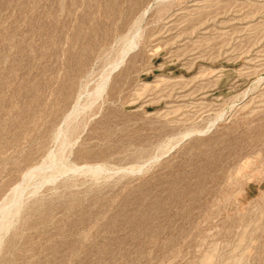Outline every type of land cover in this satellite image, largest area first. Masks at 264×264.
I'll return each instance as SVG.
<instances>
[{
	"label": "rangeland",
	"instance_id": "374dc122",
	"mask_svg": "<svg viewBox=\"0 0 264 264\" xmlns=\"http://www.w3.org/2000/svg\"><path fill=\"white\" fill-rule=\"evenodd\" d=\"M59 130L0 264H264V0H0V205Z\"/></svg>",
	"mask_w": 264,
	"mask_h": 264
},
{
	"label": "bare ground",
	"instance_id": "6f19581e",
	"mask_svg": "<svg viewBox=\"0 0 264 264\" xmlns=\"http://www.w3.org/2000/svg\"><path fill=\"white\" fill-rule=\"evenodd\" d=\"M135 34L128 41L126 48L124 47L125 49L120 52L118 61L115 64H118L119 62H121L123 60V58L126 56L125 55L126 52L129 51V49H131V47L134 45ZM107 79H108V75L103 76V78L100 80L97 87L93 91V97H95V98L99 97L101 95V93H103L105 86H106V83H107ZM81 107H82V105H81ZM78 112H79V107H75L74 110H72V112L68 116L66 115L67 119H70L69 116L71 114H78ZM64 124H65V122H64ZM213 125H214L213 122L210 123L204 130L205 131L209 130ZM56 137L60 138L59 140H61L59 151L55 152V153H52V152L48 153L47 152L48 154H47L45 160H41V163L39 165L34 166V167L26 170L24 175H22L21 182H18V184L13 189H11L10 195L7 196L8 198L5 201H3V203L0 205V244H1V241L3 238V235H6L8 230L13 225V220L15 218H17V216L22 211L23 193L25 192V190L27 189V187L29 186L30 183H33V185H34L32 187L31 192H30V195H33L36 193L39 185H42L45 182L47 183L49 181H53L56 179V177H58V176L60 177V175L63 176V174H66L67 172L72 171L73 173L76 172L78 174L90 173V174L96 176V175L103 173V171L105 170L104 166H102L101 164L98 166L76 167L74 165L66 163V161L64 159L63 151H64V146L68 143H66L64 131L59 130L56 133ZM71 143L69 145H71ZM132 169H133L132 167L129 168V171H132ZM75 248H76V244L72 241L69 242L68 249L70 251H73Z\"/></svg>",
	"mask_w": 264,
	"mask_h": 264
}]
</instances>
